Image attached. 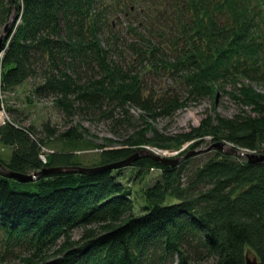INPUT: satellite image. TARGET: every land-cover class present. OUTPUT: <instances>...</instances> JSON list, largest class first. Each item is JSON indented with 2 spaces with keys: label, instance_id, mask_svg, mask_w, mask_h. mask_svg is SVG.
Instances as JSON below:
<instances>
[{
  "label": "trees",
  "instance_id": "1",
  "mask_svg": "<svg viewBox=\"0 0 264 264\" xmlns=\"http://www.w3.org/2000/svg\"><path fill=\"white\" fill-rule=\"evenodd\" d=\"M171 2L160 29L162 0H0V28L8 25L0 95L17 99L33 82L24 105L52 100L66 117L132 131L95 144L80 124L25 126L20 109L3 106L13 121L0 126L1 166L23 175L64 170L28 183L0 174V264H245L246 255L264 264V162L214 150L174 167L144 156L118 169L72 170L206 139L264 153V95L251 87L264 79V0ZM118 17L136 22L127 26L130 43L114 31ZM151 73L170 85L155 88ZM218 91L250 113L209 116L172 136L149 123Z\"/></svg>",
  "mask_w": 264,
  "mask_h": 264
},
{
  "label": "rangeland",
  "instance_id": "2",
  "mask_svg": "<svg viewBox=\"0 0 264 264\" xmlns=\"http://www.w3.org/2000/svg\"><path fill=\"white\" fill-rule=\"evenodd\" d=\"M171 0H162V4L160 5V10L162 13L161 21L157 22L155 25L160 29H167V22L166 20H162L163 17L167 18L171 15L169 11V4H171ZM136 15L137 11H134ZM14 15V13H13ZM134 17V16H133ZM133 17H129V19H123L122 17H118L116 19V24L114 25V31L116 33H120L121 36H125L124 40H127V43H130L131 40L129 39V30H127L128 23L134 22L132 20ZM10 19L9 22H11ZM8 27V25H7ZM5 28V27H4ZM3 27L0 28V34L3 36L5 34V29ZM143 33V29L140 30ZM127 57L130 58V51L126 53ZM132 58V57H131ZM149 76V83L153 84L155 88L159 86V83H163L164 87H168L170 83L169 80L166 79L164 75H157L155 73H151ZM33 82L29 83L28 85L22 87L20 90H17L16 97L17 99L10 98L9 95L2 93L0 95V106L3 105L5 108L15 107V109H20L25 115L24 118V125L29 126L34 124L35 126H39L44 122H48L51 126L55 127L57 131H63L68 127H75L77 124H80L90 135L88 138L89 141L95 144H104V140L109 139L115 142L123 141L128 135L132 134L131 130L122 131V130H113L107 122H93L88 116H73V117H66L61 112H57L54 109V105H52V100H34L30 105H24V98L28 96L29 91L32 89ZM252 88L259 94L264 95V79L260 82H253L251 84ZM225 91L229 90V87L224 89ZM11 95V94H10ZM245 111L246 113H250L249 108L241 107V105L232 101L227 95H225L222 91H218L216 96L213 98L205 97L198 101H190L187 106L175 112L172 117H159L155 119L153 122H149L154 128L155 131L167 135H179L181 133H188L192 128H196L199 126L200 122L207 117H211L213 121H215V117L219 116L223 119H232L235 115H239ZM7 116L10 120V123L13 121L12 115L9 114L7 111ZM130 114L134 117L137 121L141 112L136 109L132 108L130 110ZM138 127H143V124L138 123ZM128 134V135H127ZM127 135V136H126ZM147 137L152 136V130L146 133ZM192 142L183 145L179 149H173L171 151H161L157 150L154 147H147L145 148L146 151L152 154L160 155L166 158H180L186 155L187 153L194 151L198 154L191 156V158L195 157L196 160L204 161L210 158L214 154V150H208L214 142H211L210 139H206L205 143L200 145L196 149H189V146ZM222 143V142H220ZM225 144L223 151H229L231 146ZM118 145V143H117ZM53 147H58L56 143H52ZM48 148L45 151L52 152L55 148ZM116 148V145L115 147ZM5 151L0 149L1 157H3ZM264 152V149L262 150ZM243 152H236L234 155L237 158L244 159L245 157L242 155ZM40 160H43L40 157ZM75 238L80 236L79 232L74 233L73 235Z\"/></svg>",
  "mask_w": 264,
  "mask_h": 264
},
{
  "label": "water",
  "instance_id": "3",
  "mask_svg": "<svg viewBox=\"0 0 264 264\" xmlns=\"http://www.w3.org/2000/svg\"><path fill=\"white\" fill-rule=\"evenodd\" d=\"M7 28V26L5 27V29ZM2 37L0 38V55L2 54ZM225 144L223 143H216L213 144L208 150L210 149H216L219 151H223ZM225 153H233L236 154L237 151H233V150H229V151H223ZM195 154H198L197 152L191 151L189 153H187L186 155H184L183 157L180 158H174V159H170V158H166L160 155H156V154H152V153H143V152H139V153H135L134 155H132L131 157L111 164V165H107V166H103V167H97V168H75L72 170H76L80 173L83 174H90V173H96V172H102V171H106V170H112V169H118V168H122V167H126V166H130L134 161H136L139 157H144V156H148L151 157L154 161H156L157 163L164 165V166H177L178 164H180L182 161H184L185 159L189 158L190 156H193ZM246 161L249 164H257V163H262L264 162V153H259L257 155L255 154H250V153H243L242 154ZM64 169L62 168H45L42 169L39 172L36 173H32L30 175H23V174H19V173H14V172H9L7 171L4 167L1 166L0 164V174L7 177V178H12L15 179L21 183H28L31 181H34L35 179H37L40 176H47V175H54V174H58L61 173ZM65 170H70V169H65ZM245 264H257L256 263V259L255 258H250L248 255L245 256Z\"/></svg>",
  "mask_w": 264,
  "mask_h": 264
},
{
  "label": "built area",
  "instance_id": "4",
  "mask_svg": "<svg viewBox=\"0 0 264 264\" xmlns=\"http://www.w3.org/2000/svg\"><path fill=\"white\" fill-rule=\"evenodd\" d=\"M1 86V85H0ZM1 99V98H0ZM6 122H9V118L5 112V109L3 108V106H0V125H4ZM43 158V157H42ZM44 161V158L43 160Z\"/></svg>",
  "mask_w": 264,
  "mask_h": 264
},
{
  "label": "bare ground",
  "instance_id": "5",
  "mask_svg": "<svg viewBox=\"0 0 264 264\" xmlns=\"http://www.w3.org/2000/svg\"><path fill=\"white\" fill-rule=\"evenodd\" d=\"M141 152V151H140ZM137 153H139V152H137ZM143 153H147V152H143ZM170 159H174V158H170Z\"/></svg>",
  "mask_w": 264,
  "mask_h": 264
}]
</instances>
